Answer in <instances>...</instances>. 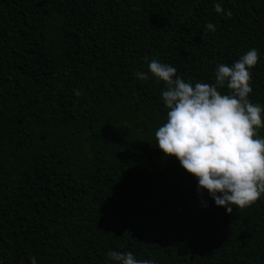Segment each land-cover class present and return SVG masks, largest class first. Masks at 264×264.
<instances>
[{"label": "trees", "instance_id": "trees-1", "mask_svg": "<svg viewBox=\"0 0 264 264\" xmlns=\"http://www.w3.org/2000/svg\"><path fill=\"white\" fill-rule=\"evenodd\" d=\"M252 48L264 106V0H0V264H264V194L229 213L164 155L148 67L214 84Z\"/></svg>", "mask_w": 264, "mask_h": 264}, {"label": "clouds", "instance_id": "clouds-1", "mask_svg": "<svg viewBox=\"0 0 264 264\" xmlns=\"http://www.w3.org/2000/svg\"><path fill=\"white\" fill-rule=\"evenodd\" d=\"M215 11L223 13L221 4ZM226 15L231 17L229 10ZM208 31H215L209 22ZM148 60V57H145ZM259 61L256 48L248 50L231 67L219 64L215 83H192L177 76V69L153 58L150 73L157 82L163 81L166 90L162 100L167 120L155 132L159 149L165 156H174L181 166L198 181V191L207 190L217 206L233 211L250 207L264 194V138L258 130L264 128V106L249 99L251 71ZM141 80L148 73L137 72ZM225 84L230 94L218 88ZM77 96L81 95L76 90ZM108 256L116 264H154L147 259H136L131 251L110 250ZM31 264L36 258L31 257Z\"/></svg>", "mask_w": 264, "mask_h": 264}]
</instances>
